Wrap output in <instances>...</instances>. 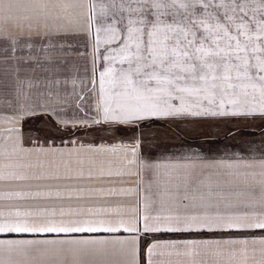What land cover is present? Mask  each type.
<instances>
[{"label": "crops", "instance_id": "obj_1", "mask_svg": "<svg viewBox=\"0 0 264 264\" xmlns=\"http://www.w3.org/2000/svg\"><path fill=\"white\" fill-rule=\"evenodd\" d=\"M95 3V8H92ZM42 7V12L0 14V23L8 24L7 34L18 43L9 47L0 40V112L4 116H21L22 111H31V116H44L55 128L99 129L115 123H94L102 120L104 101L110 95L108 77H105L104 92L100 88V73L109 66L104 55L116 57L113 67H127L120 63L119 49L124 42V25L117 38L105 43L108 35L103 30L112 24V15L101 16V7L109 13V0H5L0 7ZM126 18L130 13L123 12ZM94 16L93 27L87 29V19ZM138 20V15H131ZM116 19H119L117 15ZM19 23V24H18ZM22 24V25H21ZM135 26H139L138 24ZM67 28V31L59 30ZM100 27L99 46L95 39V29ZM48 32L45 37L43 33ZM40 33L41 35H37ZM31 44V47L27 46ZM114 51H109V50ZM135 51V45H130ZM6 54H12L9 57ZM4 55H6L4 57ZM250 63H254L249 57ZM239 63V61H234ZM222 71V70H221ZM243 68H241V72ZM254 71V70H252ZM232 83H248L241 78L237 81L236 69L230 73ZM217 83H220L217 81ZM231 91V90H230ZM240 93V89L235 90ZM247 91L251 94L252 89ZM229 97H225L227 100ZM243 100V96L240 97ZM251 100V95L248 97ZM256 101L259 94L256 93ZM173 103L179 106L178 100ZM219 93L217 96L218 107ZM203 107H209L207 102ZM232 105L225 103V111ZM29 114V112L27 113ZM23 116V114H22ZM256 116H205V117H166L152 121H182L185 123L200 120L223 119L238 121L244 129L257 128ZM19 131H8L9 129ZM30 128L21 125H0V212L7 217L16 210L37 203L73 202L101 199L112 205H120L124 219L135 226L134 215L139 210L145 213L183 214L185 204H199L200 198L221 209L231 205L228 211H251L245 209L241 201L248 195L249 185L254 181L243 173L259 172L257 168H245L246 163L259 160L264 154H243L232 156H148L143 154L140 144L125 140H55L50 137H31L24 134ZM241 128V129H243ZM40 129V128H39ZM26 130V131H25ZM43 133L51 131L41 128ZM30 133L33 132L30 130ZM39 135V134H38ZM136 143L135 152L130 145ZM145 159L162 165L155 173H147L142 167ZM233 167H227V165ZM83 190V191H81ZM115 191L117 195L100 196L99 193ZM59 193V197L57 196ZM258 193V189H257ZM188 197V199H185ZM196 198L195 200L193 198ZM142 223V221H141ZM256 236L264 235L255 231ZM75 237H114L131 241L133 235L119 233H80ZM138 245L103 244L82 246L83 252L75 258L70 246H64L56 255L52 249L59 246H28L21 253L6 256L7 264H132L133 247L140 249L138 264H145L143 249L156 241H181L199 239L209 234L197 233H140ZM222 235V234H215ZM249 235V233H230ZM64 234L0 233V239H65ZM249 249L246 256H232L225 250H213L205 254L201 249L153 248V264H264V255ZM161 253H163L161 255Z\"/></svg>", "mask_w": 264, "mask_h": 264}, {"label": "snow or ice", "instance_id": "obj_2", "mask_svg": "<svg viewBox=\"0 0 264 264\" xmlns=\"http://www.w3.org/2000/svg\"><path fill=\"white\" fill-rule=\"evenodd\" d=\"M4 4L5 0H0V6ZM109 6L111 13L105 6L101 7L102 17H113L112 24L103 29L108 35L105 43L117 38L120 29L116 25L126 19V34L119 51L123 54L120 63L126 61L127 67H113L116 57L103 56L109 66L100 73V88L104 92L105 77H108L111 92L104 101L102 120L94 123H115L139 131L145 122L166 117H264V0H109ZM124 11L130 13L128 18L122 15ZM131 15H138V20L132 19ZM94 19V16L88 17L87 29L93 27ZM59 30L67 31V28ZM101 30L100 27L95 29L97 49ZM42 35L47 37L49 33ZM0 40L6 41L9 47L18 43L17 39L8 36L3 26H0ZM131 44L135 45L134 52L129 50ZM27 46L31 47V44ZM250 56L254 63H250ZM233 69H236L237 81L243 78L248 83H232L230 73ZM249 88L251 94L247 91ZM236 89H240V93ZM218 93V107H213L217 104ZM256 93L259 94L258 102ZM250 95L251 100L248 99ZM225 97L229 98L225 100ZM173 100H178L179 106ZM205 102L209 107H203ZM225 103L232 108L225 111ZM137 146L136 143L130 145L133 153ZM141 163L147 173H155L162 167L147 159ZM244 167L260 169L259 172L243 173L245 178L250 176L254 181L249 185L247 198L241 201L244 208L251 211H228L231 205L221 209L219 204L204 202L201 197L199 204L183 205L186 210L183 214H162L163 210L150 214L146 203L145 213L141 216L137 210L134 215L135 226L124 219L120 205L101 199L37 203L7 217L0 212V233H54L67 237L0 239V264H7L6 256L24 252L33 245L59 246L52 249L56 255L64 246H70L74 253L72 258L84 251L82 246L109 243L135 246L139 243L135 234L141 230L144 233L209 234L199 239L156 241L143 249L145 264H153L155 247L201 249L205 254L225 250L232 256H246L249 249L255 253L259 245V251L264 255V235L254 234L255 231L264 233V156ZM99 195L115 196L117 193L113 190L105 194L101 190ZM121 231L134 234L133 239L71 235ZM234 232L249 235H230ZM217 233L222 235H215ZM139 252V248L133 247L132 264H138ZM67 261L68 257H65V264Z\"/></svg>", "mask_w": 264, "mask_h": 264}, {"label": "rangeland", "instance_id": "obj_3", "mask_svg": "<svg viewBox=\"0 0 264 264\" xmlns=\"http://www.w3.org/2000/svg\"><path fill=\"white\" fill-rule=\"evenodd\" d=\"M32 12H42V7H0V14L5 15ZM8 24L10 23L5 20L0 23L5 32H7ZM6 55L9 57L12 54ZM28 112L22 111L21 116L14 113L13 116L8 115L7 117L0 112V125H21L25 129L33 126L34 128L24 134L26 140L33 136H39L55 140L135 141L140 144L143 154L148 156L264 154V118L258 119V122L255 123L257 128L254 129H244L240 126L245 123L242 124L238 121L217 119L209 122L194 121L190 124L182 121H147L139 131L117 124L82 131L77 128H55L54 124L44 116H31V114H27ZM41 128L49 129L51 135L44 134ZM30 130L33 134L30 133Z\"/></svg>", "mask_w": 264, "mask_h": 264}]
</instances>
